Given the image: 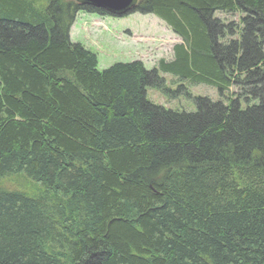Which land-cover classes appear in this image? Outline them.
Wrapping results in <instances>:
<instances>
[{"label": "trees", "instance_id": "16d2710c", "mask_svg": "<svg viewBox=\"0 0 264 264\" xmlns=\"http://www.w3.org/2000/svg\"><path fill=\"white\" fill-rule=\"evenodd\" d=\"M80 11L0 0V264H264V0H137L180 38L150 69L98 70Z\"/></svg>", "mask_w": 264, "mask_h": 264}, {"label": "rangeland", "instance_id": "374dc122", "mask_svg": "<svg viewBox=\"0 0 264 264\" xmlns=\"http://www.w3.org/2000/svg\"><path fill=\"white\" fill-rule=\"evenodd\" d=\"M70 40L79 42L97 56V69L102 70L115 62L140 60L146 69L157 66L159 60L172 59V46L180 41L171 29L153 14H124L120 16H98L79 12L69 31ZM166 86L177 89L173 76L159 71ZM232 88L231 91H234ZM173 95L162 94L155 88H147L146 97L154 104L167 108L193 110L191 96L218 98L213 87L198 84ZM230 91V92H231ZM0 185L31 191L32 185L24 179H5Z\"/></svg>", "mask_w": 264, "mask_h": 264}, {"label": "water", "instance_id": "95a60500", "mask_svg": "<svg viewBox=\"0 0 264 264\" xmlns=\"http://www.w3.org/2000/svg\"><path fill=\"white\" fill-rule=\"evenodd\" d=\"M135 1L136 0H81L83 4L103 9L117 16L128 12L133 7Z\"/></svg>", "mask_w": 264, "mask_h": 264}]
</instances>
